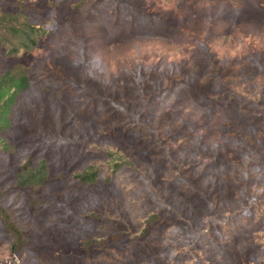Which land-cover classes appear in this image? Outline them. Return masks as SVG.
Wrapping results in <instances>:
<instances>
[{
  "label": "rangeland",
  "instance_id": "obj_1",
  "mask_svg": "<svg viewBox=\"0 0 264 264\" xmlns=\"http://www.w3.org/2000/svg\"><path fill=\"white\" fill-rule=\"evenodd\" d=\"M0 4L41 37L0 44V77L30 80L2 134L23 240L0 219V264H264V0ZM29 161L37 190L15 183Z\"/></svg>",
  "mask_w": 264,
  "mask_h": 264
},
{
  "label": "trees",
  "instance_id": "obj_2",
  "mask_svg": "<svg viewBox=\"0 0 264 264\" xmlns=\"http://www.w3.org/2000/svg\"><path fill=\"white\" fill-rule=\"evenodd\" d=\"M40 42V30H37L22 10L9 12L4 10L0 4V44L9 57L20 50L29 54L39 46ZM29 87V73L24 66H16L7 70L0 77V149L5 154L11 153L12 146L2 134L8 131L11 126V112L15 103ZM42 165L35 168L29 161L20 167L15 176L16 186L20 189L37 190L45 185L50 179V175L48 164L42 162ZM76 177L83 184L95 183L98 178L96 172H89V170H85ZM11 218V212L1 205L0 199V219L5 229L15 237V240L21 242L23 240L22 233Z\"/></svg>",
  "mask_w": 264,
  "mask_h": 264
}]
</instances>
